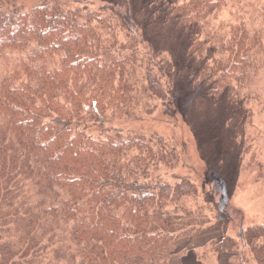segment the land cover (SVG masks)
Here are the masks:
<instances>
[{
    "label": "trees",
    "instance_id": "1",
    "mask_svg": "<svg viewBox=\"0 0 264 264\" xmlns=\"http://www.w3.org/2000/svg\"><path fill=\"white\" fill-rule=\"evenodd\" d=\"M109 1L93 11L0 0V264H171L176 242L210 224L202 195L217 220H232L234 185L216 164L207 168L219 178L216 193H201L188 174H158L183 162L177 146L114 122L136 116L137 96H147L149 111L186 117L212 163L204 148H217L219 129L192 125L189 111L207 98L231 123L244 112L239 94L259 97L250 86L264 69V0ZM222 11L236 19L214 26L226 32L214 35L221 55L198 57L197 36L211 33ZM113 19L130 41L119 40ZM167 29L180 55L165 43ZM244 242L264 264V223L223 237L214 253L242 264Z\"/></svg>",
    "mask_w": 264,
    "mask_h": 264
},
{
    "label": "rangeland",
    "instance_id": "2",
    "mask_svg": "<svg viewBox=\"0 0 264 264\" xmlns=\"http://www.w3.org/2000/svg\"><path fill=\"white\" fill-rule=\"evenodd\" d=\"M41 2L47 3H59L64 6L71 8L88 6L90 10H100L102 6L107 5L109 0H27V5H37ZM131 7V1L126 3ZM115 9L123 10L120 4H114ZM232 10V9H231ZM109 12L108 14H110ZM218 18H213L211 20L213 27L221 25V22L227 24L231 18L236 19L235 15L230 12H218ZM112 15V14H111ZM113 18V16H112ZM113 24L117 26L116 33L121 42L127 43L131 39L127 38L128 34L121 31L120 21L113 19ZM211 28V26H210ZM133 31L139 40H142V31L135 29ZM171 29L165 30V36L170 35V39L166 37V44L171 48L177 50L179 55L181 54V44H179ZM203 34L197 36L194 47L198 50V57L206 60V58L219 57L221 55V49L217 39L214 35L219 32V37L224 40L226 37V32L223 28L214 27L211 33H207L205 28L203 29ZM215 40V41H214ZM217 41V45L215 42ZM147 42H143L141 48ZM214 49L213 52L209 51ZM209 63V62H208ZM0 64V71L2 70ZM255 79L253 80L250 90L252 92H259L260 95L257 99L252 100L249 98V94L243 92V95L239 94L241 103H243L244 112L242 113V118L233 113L230 118L234 119L235 122L229 123L228 116L226 114V109L224 105H214L207 98L201 104L192 106L189 111L188 121L197 126L198 128L205 127V125H215L219 129L218 141L215 144L217 148L212 150L209 147V143L206 148H204V153L208 152V157L211 159L212 163H208L203 159V155L200 149L197 148L199 144L196 140V136L193 134V130L186 122V117L177 110L175 117H169L164 114V108L157 105L158 109L149 111V105H145L147 101V96L141 98L137 96L140 106L136 111V116L130 119H117L115 118L114 124L125 132H137L152 138V135L164 138L167 142L172 145L177 146L181 155V162L177 167L173 166L172 169H167L162 167L158 174L164 176L167 179H172L171 177L176 174H188L195 180L200 186V191L205 190L206 193H216V178L217 175L211 173L207 168L210 165L219 173H223L228 179L230 185H234L233 191L226 190L230 199V206L233 211L229 210L232 220L229 224L228 222L221 219L220 221L216 219L217 212L213 207H208L206 204V199L202 195L198 205L204 207L203 216L210 220V224L202 223V232L208 228H212L210 233L204 234L200 237V241L206 243L204 253H198L192 247L191 241L195 236L183 237L176 242V257L173 258L171 264H194L196 262L195 256L200 260L202 259L203 264H225L226 261L223 259L222 263L218 260L217 255L214 253L215 247L223 237L229 236L236 239L238 233L244 230L246 227L252 224L264 223V69L261 71H255ZM141 77V75H139ZM196 76V75H194ZM193 76V77H194ZM196 82V80L193 78ZM188 84V83H187ZM198 84V83H196ZM187 91H194L195 88H189ZM200 94L203 92L198 89ZM245 96V97H244ZM154 104V103H153ZM227 125L222 127L223 115ZM239 122V123H238ZM201 134L206 133L210 135L209 129L204 131H199ZM211 136V135H210ZM234 146V147H233ZM235 148V149H234ZM206 156V155H205ZM207 158V157H206ZM216 164V165H214ZM184 165L185 169H182ZM205 173L209 175L208 183L211 187H203V180ZM215 176V179L212 178ZM206 179V178H205ZM173 183L175 180L172 181ZM204 190H203V189ZM212 191V192H210ZM195 202V201H194ZM195 202V205H196ZM203 203L206 205L204 206ZM192 206H195L191 202ZM196 212V210H194ZM205 232V231H204ZM226 233V235H225ZM196 235V234H195ZM215 240V241H214ZM202 249V248H201ZM194 251V252H193ZM239 252L243 253L245 258L242 264H258L256 258L252 257L250 246H246L245 242L239 248ZM200 254V255H198ZM239 254V253H238ZM203 257V258H201ZM231 264H241L236 260L231 261Z\"/></svg>",
    "mask_w": 264,
    "mask_h": 264
},
{
    "label": "crops",
    "instance_id": "3",
    "mask_svg": "<svg viewBox=\"0 0 264 264\" xmlns=\"http://www.w3.org/2000/svg\"><path fill=\"white\" fill-rule=\"evenodd\" d=\"M205 231V232H204ZM203 232L201 231L200 233H197L196 235H195V237L193 238V240L191 241V243H192V247L194 248V250L195 251H198V253L200 252V253H204L205 251H204V249H205V246H206V243H204V242H201L200 241V237L202 236V233H203V235L204 234H207V233H210L211 231H212V228H207V229H205ZM202 248V249H201ZM194 252V251H193ZM199 255V254H198ZM195 260H196V262H194V264H203L200 260H199V258L198 257H196L195 256ZM220 260V259H219ZM221 261V260H220ZM222 262V261H221Z\"/></svg>",
    "mask_w": 264,
    "mask_h": 264
}]
</instances>
